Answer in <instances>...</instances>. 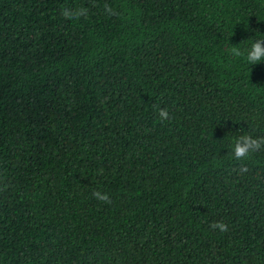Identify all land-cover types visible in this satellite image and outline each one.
Here are the masks:
<instances>
[{"label":"trees","instance_id":"16d2710c","mask_svg":"<svg viewBox=\"0 0 264 264\" xmlns=\"http://www.w3.org/2000/svg\"><path fill=\"white\" fill-rule=\"evenodd\" d=\"M256 39L264 0H0V264H264Z\"/></svg>","mask_w":264,"mask_h":264},{"label":"clouds","instance_id":"9594fccd","mask_svg":"<svg viewBox=\"0 0 264 264\" xmlns=\"http://www.w3.org/2000/svg\"><path fill=\"white\" fill-rule=\"evenodd\" d=\"M103 10L108 16L119 15V13L107 3L103 5ZM88 13L89 9L86 7H77L75 9L63 7L60 14L65 20H78L82 17H87ZM225 51L228 52L232 57L243 56L249 65H254L258 62L264 61V39H256L246 49L228 47ZM158 116L161 122L168 121L171 118L167 108H160L158 110ZM231 144V159L237 162L248 161L252 159L254 154L264 151V135L253 136L251 133L241 134L239 136L233 137ZM238 171L241 175H243L246 174L249 169L246 164L241 163ZM92 196L104 204L112 203L108 193L93 191ZM209 227L213 230H219L221 233L228 230V225L223 221H215L211 223Z\"/></svg>","mask_w":264,"mask_h":264}]
</instances>
